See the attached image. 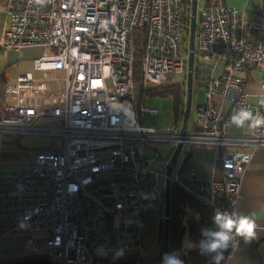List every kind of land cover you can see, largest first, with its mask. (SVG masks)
Segmentation results:
<instances>
[{
	"label": "built area",
	"instance_id": "2783aa9c",
	"mask_svg": "<svg viewBox=\"0 0 264 264\" xmlns=\"http://www.w3.org/2000/svg\"><path fill=\"white\" fill-rule=\"evenodd\" d=\"M6 11L2 48L44 49L34 62L40 77L26 73L8 85L0 114V143L10 139L20 147L26 137L46 139L28 168L0 173V221L39 235L26 241L33 254L45 253L50 264L125 262L140 248L148 203L168 167L171 186L199 206L214 214L231 211L235 201L240 211L242 180L255 151L264 148V128L235 135L230 118L239 107L264 114L258 103L264 97L263 9L246 20L226 0L200 8L194 86L204 90L205 103L186 132L184 118L166 128L143 124L147 114L159 113L143 106L147 88L187 78L186 0H8ZM248 69L262 77L254 103L243 76ZM53 83L56 92L49 90ZM217 96L226 113L215 106ZM194 148L217 152L220 180L184 166ZM156 164L165 171L153 170ZM236 248L224 253L222 264H230ZM118 250L123 256L116 259Z\"/></svg>",
	"mask_w": 264,
	"mask_h": 264
},
{
	"label": "crops",
	"instance_id": "0c3cea01",
	"mask_svg": "<svg viewBox=\"0 0 264 264\" xmlns=\"http://www.w3.org/2000/svg\"><path fill=\"white\" fill-rule=\"evenodd\" d=\"M7 3L8 0H0V114L4 105L6 87L14 84L17 78L21 76L24 71L23 64L26 61L30 60L31 65L29 66H33L40 57V51L44 50L39 47L26 48L21 51H10L2 48L3 39L9 27ZM207 3L208 0H205L203 6ZM226 4L239 10L246 20L252 18L255 9L264 10V0H226ZM222 72L223 65L218 64L215 68V75L219 76ZM243 76L247 79L249 101L254 103L256 95L261 91L262 77L253 69L245 70ZM214 102L218 110L223 113L227 112L228 106L223 103L220 96L215 97ZM201 105H198L196 110ZM195 123L196 117L193 125L188 126L190 127L189 131L193 130ZM246 130L247 128L240 129L232 126V133L235 135H240ZM32 138L42 139L38 137L23 138L19 142L20 147L10 139L1 141L0 173L17 172L30 166L36 152L45 143L34 146ZM23 141L25 144L22 143ZM189 153L191 154L190 166L195 169L200 178L217 181L222 178L221 166L217 159L218 154L214 149L194 148L189 150ZM164 184L166 192V182ZM165 192L160 188L159 192L149 201L146 209L145 227L140 239V248L130 253L124 264H157L158 255L161 251L159 229L161 223H164L165 217ZM241 196L240 211L253 215L260 226V231L258 239L250 244L239 239V244L234 250L230 264H264V148L258 149L253 155L251 164L242 180ZM29 238L38 239L39 235L14 223L0 221V263L46 259V255H34L30 251L26 246V241ZM209 263L212 264L211 261Z\"/></svg>",
	"mask_w": 264,
	"mask_h": 264
},
{
	"label": "trees",
	"instance_id": "16d2710c",
	"mask_svg": "<svg viewBox=\"0 0 264 264\" xmlns=\"http://www.w3.org/2000/svg\"><path fill=\"white\" fill-rule=\"evenodd\" d=\"M191 0H186V11L183 25L182 49L188 53L190 40V15ZM136 80L140 81V65H136ZM186 82L181 84H170L166 86H151L147 88V94L162 98H171L173 102L174 121L180 122L184 118V109L187 100V91L184 87ZM191 154L188 153L184 166L190 165ZM192 213V214H191ZM194 215H196L194 217ZM212 211L196 204L185 194L171 186L170 195V222H169V253H181V259L184 264H207L211 261L210 257L201 255L199 249L190 251L184 250V243L190 240L197 243L201 237V229L212 227ZM159 241L161 251L158 255L157 264H162L164 256V223L162 222L159 229ZM0 264H50L47 259H29L23 261H14ZM113 264H124L122 261H114Z\"/></svg>",
	"mask_w": 264,
	"mask_h": 264
},
{
	"label": "clouds",
	"instance_id": "9594fccd",
	"mask_svg": "<svg viewBox=\"0 0 264 264\" xmlns=\"http://www.w3.org/2000/svg\"><path fill=\"white\" fill-rule=\"evenodd\" d=\"M42 3L43 0H36ZM258 103L264 106V97H260ZM230 123L240 129L256 130L264 128V114L253 113L247 107H239L234 110ZM232 210L216 209L212 216V227L201 229V239L197 243L186 240L184 250L190 251L198 248L201 255L211 258L212 264H222L224 253L229 248L238 246V238L245 243H251L258 239L260 226L253 215L237 210L235 201H232ZM123 256V251L118 250L114 258ZM181 253H165L162 264H184L180 258Z\"/></svg>",
	"mask_w": 264,
	"mask_h": 264
},
{
	"label": "rangeland",
	"instance_id": "374dc122",
	"mask_svg": "<svg viewBox=\"0 0 264 264\" xmlns=\"http://www.w3.org/2000/svg\"><path fill=\"white\" fill-rule=\"evenodd\" d=\"M205 0H197V13L199 12L200 8L204 5ZM198 17V15H197ZM40 57L43 55L44 50L40 51ZM38 57V59L40 58ZM31 65V61L28 60L23 64V68L24 71L22 72L21 75H24L26 73H33L34 76L36 78L40 77L39 73H36L34 71V65L33 66H29ZM56 76H60L58 73L56 74ZM62 77V76H60ZM187 81V78H182V77H177L175 84H181L183 82ZM166 86V85H165ZM151 87V86H149ZM184 87L186 89V84H184ZM49 90L51 92H56L57 91V86L56 84H49ZM205 102V96H204V90L201 88H197L194 86L193 91H192V100H191V112H190V118L188 121V126H192L193 123L195 122V110L196 107L198 105H201ZM145 108L147 109H156L159 111V113L157 115H150L147 114L144 119H143V124L146 126H154L157 128H166L168 126H170L173 122H174V116H173V102L171 100V98H162V97H156V96H150L147 95V99L143 105ZM190 128V127H189ZM26 139V138H25ZM24 139V140H25ZM33 139V138H32ZM46 141V139H33L34 142V146H40L42 145L44 142ZM25 141H23L22 143H24ZM173 150H168L167 153L164 152L162 153V158L166 159L168 158V156L170 154H172ZM153 170L155 171H160V172H164V168L162 165L156 164L153 167ZM166 180L164 178H161L160 182H159V188L157 193L159 192V189L162 188V191L165 192V183ZM34 255H40L43 256L45 255V253H40V254H34ZM210 264V263H208Z\"/></svg>",
	"mask_w": 264,
	"mask_h": 264
},
{
	"label": "water",
	"instance_id": "95a60500",
	"mask_svg": "<svg viewBox=\"0 0 264 264\" xmlns=\"http://www.w3.org/2000/svg\"><path fill=\"white\" fill-rule=\"evenodd\" d=\"M191 15H190V40L188 47V72L186 81L187 100L185 105L184 115V132L188 126V121L191 112L192 91L194 86V63H195V36L197 27V0H191ZM181 145L176 149L172 156L171 163L176 164L178 155L181 151ZM172 167L166 170V192H165V217H164V254L169 253V222H170V195H171V181Z\"/></svg>",
	"mask_w": 264,
	"mask_h": 264
}]
</instances>
